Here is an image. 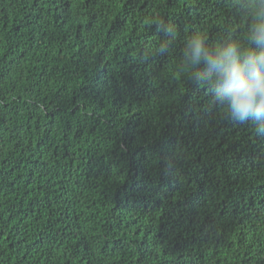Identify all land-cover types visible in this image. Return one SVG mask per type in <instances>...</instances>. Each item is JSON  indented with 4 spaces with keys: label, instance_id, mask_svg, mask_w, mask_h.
<instances>
[{
    "label": "trees",
    "instance_id": "obj_1",
    "mask_svg": "<svg viewBox=\"0 0 264 264\" xmlns=\"http://www.w3.org/2000/svg\"><path fill=\"white\" fill-rule=\"evenodd\" d=\"M264 0H0V264H264V131L193 59L256 48Z\"/></svg>",
    "mask_w": 264,
    "mask_h": 264
},
{
    "label": "clouds",
    "instance_id": "obj_2",
    "mask_svg": "<svg viewBox=\"0 0 264 264\" xmlns=\"http://www.w3.org/2000/svg\"><path fill=\"white\" fill-rule=\"evenodd\" d=\"M252 41L256 48L241 52L230 45L214 55L204 51V40L196 34L189 48L193 59L218 73L219 98L227 101L231 115L239 122L250 120L264 131V21L254 30Z\"/></svg>",
    "mask_w": 264,
    "mask_h": 264
}]
</instances>
